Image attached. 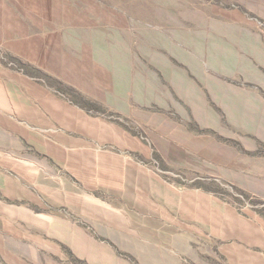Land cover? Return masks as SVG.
I'll return each mask as SVG.
<instances>
[{
  "label": "rangeland",
  "instance_id": "rangeland-1",
  "mask_svg": "<svg viewBox=\"0 0 264 264\" xmlns=\"http://www.w3.org/2000/svg\"><path fill=\"white\" fill-rule=\"evenodd\" d=\"M0 65L125 132L147 173L56 165L71 208L0 191V264H227L177 201L193 190L264 223V0H0Z\"/></svg>",
  "mask_w": 264,
  "mask_h": 264
},
{
  "label": "crops",
  "instance_id": "crops-1",
  "mask_svg": "<svg viewBox=\"0 0 264 264\" xmlns=\"http://www.w3.org/2000/svg\"><path fill=\"white\" fill-rule=\"evenodd\" d=\"M116 128L70 105L29 76L0 65V191L6 197L24 200L25 193L37 191L47 193L43 195L48 199L54 193L56 199L62 187L63 198L69 202L64 205L69 204L71 208L69 194L76 190L65 181V176L56 173V165L63 166L85 184L103 175V170L113 171L114 168L116 179L127 178L133 182L138 172L147 181V173L137 167L130 156L136 151L135 141ZM101 142L110 145L115 152L91 147ZM123 152L129 154L122 157ZM41 158L48 161L46 172ZM97 159H101L103 165L98 166ZM59 182H63V186ZM185 199L189 201L183 211L191 224L198 230H206L208 237L218 241L219 253L227 264H264L262 221L249 223L231 209L227 211L222 204L221 208L206 191H187L186 196L177 197V201ZM161 200L167 202L166 194ZM86 209L80 206L75 210L91 216ZM160 215H167V205L165 208L160 205ZM95 217L107 216L102 209L101 215Z\"/></svg>",
  "mask_w": 264,
  "mask_h": 264
}]
</instances>
